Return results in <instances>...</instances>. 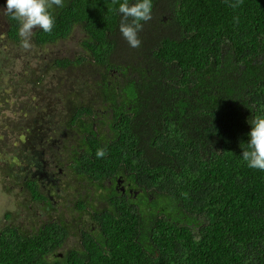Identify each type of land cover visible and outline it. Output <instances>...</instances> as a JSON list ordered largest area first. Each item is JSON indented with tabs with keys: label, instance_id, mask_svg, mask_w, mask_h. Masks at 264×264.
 <instances>
[{
	"label": "trees",
	"instance_id": "1",
	"mask_svg": "<svg viewBox=\"0 0 264 264\" xmlns=\"http://www.w3.org/2000/svg\"><path fill=\"white\" fill-rule=\"evenodd\" d=\"M234 2L152 0L138 48L111 0L54 6L51 34L34 29L30 43L82 32L71 54L53 58L58 76L34 71L64 130L51 139L43 122L38 146L33 120L24 122L9 165L31 136L42 157L52 154L50 187L24 182L45 218L31 232L0 231V264H264V171L242 158L248 121L264 117V0ZM6 18L7 37L20 42ZM61 184L74 190L55 204ZM71 219L79 244L61 253Z\"/></svg>",
	"mask_w": 264,
	"mask_h": 264
},
{
	"label": "rangeland",
	"instance_id": "2",
	"mask_svg": "<svg viewBox=\"0 0 264 264\" xmlns=\"http://www.w3.org/2000/svg\"><path fill=\"white\" fill-rule=\"evenodd\" d=\"M5 8L6 0H0V154L2 156V159L0 158V195L4 194V199H0V228L12 220L19 224L22 223L24 226H29L33 221H39L40 217L41 219L45 218V211L42 209L43 206L40 202H30L24 192L18 193L11 189L8 190L7 183L9 181L14 182L22 175L23 171L19 165L22 164L23 158L19 162H14L11 166L9 165V159L14 160L9 151H18L20 149L19 146L22 145V139L26 137V127L24 125L26 120H33L32 124L26 128L30 129L33 136H35L36 132L38 134V130H40L43 122L46 130L52 135L51 139H55L56 136L55 132H50V130L56 131L61 135L64 130V127L59 126L62 110L60 107H54L51 110L53 103L48 100L49 98L45 94L48 91L42 89L44 85L40 86L35 77L39 73L42 75L45 73L46 75L58 76V72L60 73V71L52 65L53 58L71 54L78 47L82 36L81 30L76 27L66 40L47 44L41 48L32 49L31 47L29 50H24L21 47L20 36V42H14L7 37L8 22ZM29 56L37 61L35 63L34 60L26 62ZM34 71L38 74H35ZM52 71L54 73H51ZM55 80L53 79L54 84L57 83ZM58 91L60 92V88ZM54 99L55 96L53 95L52 100ZM47 106L50 108L49 111L45 110ZM44 110L45 113L43 112ZM50 112L51 117H49ZM41 113L43 115L42 118L39 117ZM36 115L39 117L38 119L35 118ZM71 133L72 137L78 136V128L73 126ZM35 138L38 139V146H40L39 141L43 136L38 134ZM38 151L39 155L36 153V156L40 157L41 155L42 157V152L39 149ZM20 154L23 156L22 153ZM42 158L49 170L53 163L52 154ZM3 171L9 173V175H5ZM47 181V178H42L41 184L48 185L49 188L50 185ZM3 183H5V186ZM59 186L61 195L60 198H54L55 204L60 200L64 201L71 197L74 190L72 186L66 185L62 191L64 184ZM54 195L57 194L54 192ZM58 211L60 213V206H58ZM62 211L64 214L68 213V209ZM5 212L9 213L10 218H3ZM52 213L54 214V212ZM77 222L78 220L76 219H71L68 223L66 222V226L70 229V232L60 247L61 253L72 246H78V232L73 231L77 226Z\"/></svg>",
	"mask_w": 264,
	"mask_h": 264
},
{
	"label": "clouds",
	"instance_id": "3",
	"mask_svg": "<svg viewBox=\"0 0 264 264\" xmlns=\"http://www.w3.org/2000/svg\"><path fill=\"white\" fill-rule=\"evenodd\" d=\"M113 5L118 4L120 14L119 31L123 38L133 48L141 45L138 33L143 28L142 22H147L152 18V0H137L129 4V0H111ZM243 5V0H235L229 6L233 9ZM64 7V0H6L5 14L11 20L19 24L18 34L21 38V47L29 50L32 45L30 38L34 29H41L45 33L51 34L54 27V16L52 9ZM238 22L239 18L234 17ZM251 131L248 133L249 142L247 149L243 150L242 158L247 162L249 168L264 171V117L257 116L251 121ZM106 150L99 148L96 151L97 158L106 156Z\"/></svg>",
	"mask_w": 264,
	"mask_h": 264
},
{
	"label": "flooded vegetation",
	"instance_id": "4",
	"mask_svg": "<svg viewBox=\"0 0 264 264\" xmlns=\"http://www.w3.org/2000/svg\"><path fill=\"white\" fill-rule=\"evenodd\" d=\"M72 135V134H71ZM32 136L27 140L28 141V145L27 148L25 149V153L23 154V156L21 157V159L23 158V162L20 165V169L23 170L22 171V175L24 176H20L18 179H16L14 182H8V190L11 189L13 191H16L18 193L20 192H24L26 193V187L24 186V182L26 181V179L28 180L29 178L35 179L36 183H37V187L38 188H43V184L42 183V178H47L48 180L51 178V171H49L47 169L46 163L43 160V158L36 156V153L39 155V151L38 148L35 144V142L32 140ZM41 152V150H40ZM10 155L12 153V151H9ZM20 153H22L20 151ZM18 154H16V157L18 158ZM1 154H0V158H1ZM2 159V158H1ZM8 164V163H7ZM5 173V175H9V173L3 171ZM29 177V178H28ZM52 182L55 181V178L53 180H51ZM48 182V181H47ZM18 183H20V185H18ZM3 185L5 186V183H3ZM51 191V190H48ZM2 192V191H1ZM0 199H4V194L0 195ZM3 218H10L9 213H4L3 214ZM12 223H18L15 221H11L10 223H6L4 224L1 228L0 231H3L4 229L7 228V226L9 224ZM41 223V217L39 218V221H33V223L29 226H24L22 223H18V227L20 228V231L22 233L25 232H31L32 230L36 229L39 224ZM17 225V224H16ZM82 227H91L89 221H87V219L82 221Z\"/></svg>",
	"mask_w": 264,
	"mask_h": 264
}]
</instances>
